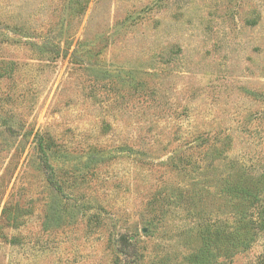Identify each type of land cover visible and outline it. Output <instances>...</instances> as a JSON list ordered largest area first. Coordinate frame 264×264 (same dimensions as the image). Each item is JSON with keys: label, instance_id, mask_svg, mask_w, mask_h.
I'll use <instances>...</instances> for the list:
<instances>
[{"label": "rangeland", "instance_id": "374dc122", "mask_svg": "<svg viewBox=\"0 0 264 264\" xmlns=\"http://www.w3.org/2000/svg\"><path fill=\"white\" fill-rule=\"evenodd\" d=\"M263 174L264 0H0V264H190Z\"/></svg>", "mask_w": 264, "mask_h": 264}, {"label": "trees", "instance_id": "16d2710c", "mask_svg": "<svg viewBox=\"0 0 264 264\" xmlns=\"http://www.w3.org/2000/svg\"><path fill=\"white\" fill-rule=\"evenodd\" d=\"M234 211L233 226L214 228L208 235L199 236L208 247L191 256L190 264H229L237 254L247 251L260 232H264V174L260 178H234L224 188ZM257 215H256V214ZM124 253L130 247L126 236H121ZM228 262V263H227Z\"/></svg>", "mask_w": 264, "mask_h": 264}]
</instances>
